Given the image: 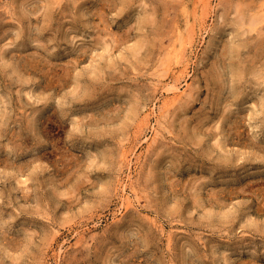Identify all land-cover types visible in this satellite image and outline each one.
<instances>
[{
	"label": "rangeland",
	"instance_id": "obj_1",
	"mask_svg": "<svg viewBox=\"0 0 264 264\" xmlns=\"http://www.w3.org/2000/svg\"><path fill=\"white\" fill-rule=\"evenodd\" d=\"M262 42L264 0H0V264H264Z\"/></svg>",
	"mask_w": 264,
	"mask_h": 264
},
{
	"label": "bare ground",
	"instance_id": "obj_2",
	"mask_svg": "<svg viewBox=\"0 0 264 264\" xmlns=\"http://www.w3.org/2000/svg\"><path fill=\"white\" fill-rule=\"evenodd\" d=\"M256 29V28H255ZM258 29V28H257ZM259 30V29H258ZM263 43V42H262ZM264 44V43H263ZM263 47V46H262ZM110 48V47H109ZM111 50V49H110ZM263 50V49H262ZM110 52V51H109ZM254 62H255V60H254ZM47 120H50V119H48L47 118ZM52 120V119H51ZM46 122V121H45ZM49 123V122H48ZM54 124V123H53ZM61 124V123H60ZM60 127V126H59ZM62 127V126H61ZM250 184V183H249ZM251 186V185H250ZM252 188V187H251ZM255 190V189H254Z\"/></svg>",
	"mask_w": 264,
	"mask_h": 264
}]
</instances>
